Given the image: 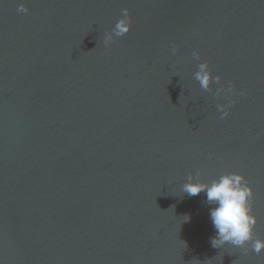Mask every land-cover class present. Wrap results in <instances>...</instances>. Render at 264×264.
<instances>
[{
	"label": "water",
	"instance_id": "95a60500",
	"mask_svg": "<svg viewBox=\"0 0 264 264\" xmlns=\"http://www.w3.org/2000/svg\"><path fill=\"white\" fill-rule=\"evenodd\" d=\"M233 171L264 239V0H0V264H264L182 191Z\"/></svg>",
	"mask_w": 264,
	"mask_h": 264
},
{
	"label": "clouds",
	"instance_id": "9594fccd",
	"mask_svg": "<svg viewBox=\"0 0 264 264\" xmlns=\"http://www.w3.org/2000/svg\"><path fill=\"white\" fill-rule=\"evenodd\" d=\"M19 11L27 12L28 8L24 3H20ZM129 10H123L122 17L116 22L111 32L106 33L105 43L110 44L115 37H120L128 33L131 29V18L128 14ZM175 51V48L173 49ZM194 56L199 58V52H194ZM195 79L199 81L200 86L204 90H208L213 80L219 84L221 77L216 75L213 77L209 63L205 60L200 62L198 70L195 72ZM231 94L233 85L229 83L227 89L222 85L217 88L216 95L222 92ZM241 92V95H244ZM235 101L229 100L228 104L218 105V110L222 116H227L228 109ZM196 176L189 174L187 182L183 184L182 191L188 196H196L204 192L208 204L213 205L209 210V216L216 235L211 238L213 247H220L226 243H230L236 247H243L245 252L252 250L256 253L264 251V239L254 238V228L257 224L258 217L253 212V187L247 181L245 175L241 172H225L211 182L197 179ZM185 221L191 218L188 215ZM251 244L249 245V242Z\"/></svg>",
	"mask_w": 264,
	"mask_h": 264
}]
</instances>
